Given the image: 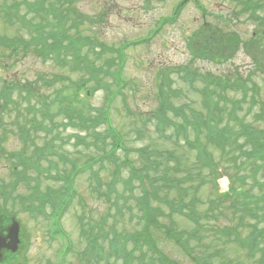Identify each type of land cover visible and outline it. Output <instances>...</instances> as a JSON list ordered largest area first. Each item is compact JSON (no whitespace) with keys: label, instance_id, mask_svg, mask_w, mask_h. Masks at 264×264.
I'll use <instances>...</instances> for the list:
<instances>
[{"label":"rangeland","instance_id":"obj_1","mask_svg":"<svg viewBox=\"0 0 264 264\" xmlns=\"http://www.w3.org/2000/svg\"><path fill=\"white\" fill-rule=\"evenodd\" d=\"M243 1L72 0L69 4L64 0H49L46 3L47 9L42 11L44 16L42 17L33 14L39 10L40 5L42 8V0H0V91L3 90L4 83H8L11 89L9 103H12L9 109L0 110V188L4 187L11 197V202H5L3 191L0 189V209L6 206L12 211L16 216L15 219L21 224L24 238L15 254L14 264H121V258H115L109 253L113 232L127 236L129 233V235L135 234L142 228L139 221L131 217L133 212L138 211L136 208L130 209L134 198L129 197V205L126 206L121 205L120 201L118 206L124 207V214L116 216L115 207L92 192L93 188L89 185V173L76 177L75 184L78 192L62 215L50 218L49 215L56 209L49 205L47 215L40 213L41 211H28L27 201L30 200V193L34 189L32 187L36 184L37 177H40L41 191H47L48 187L55 192L63 191V183L55 178V173L61 164L56 165L55 162L52 165L47 164L54 175L53 178H46L42 184V165L36 170L25 163L18 162L20 156L33 155L35 146L42 147L43 139L46 137L42 134V114L40 112L36 114V120L39 122L36 125L28 126L25 122L32 116L24 115L20 120L17 118L18 107L20 109L28 107V104L22 100L18 101L17 103L21 102V104L16 106L18 89L25 82L31 83L42 96V90L46 89L42 88V74L51 73L60 76L56 87L73 88L74 83L88 82V87L94 91L92 95L88 92L86 95L83 91L81 97L87 104L93 106L96 114L105 108L108 109L112 124L125 136V141L130 144L129 146L149 145L160 150L162 148L163 151L173 149L175 160L180 162L179 174H189L194 186L198 188L197 195L201 203L197 206L198 210L203 213L213 204L210 210L214 212V216L207 220L202 219V222L209 227L207 235L214 232V226H218L219 229L235 227L238 235L250 236L253 232L255 238L259 237L264 240L263 216L260 221L255 220L253 226L246 223L250 220L248 217H245L242 223L236 208L231 209V200L219 196L221 189L218 179L216 181L215 172L223 170L225 165L229 164L230 159L228 161L223 149L215 145L213 141L216 139L208 133L199 137L201 148L212 160L213 164L210 165L197 159L196 150L192 149L187 144L188 142L183 141V138H177L173 127L168 130L173 134L172 139L169 140L166 135H161L157 131L156 125L152 124L153 120L148 121L150 114L160 107L161 84L171 91L170 103L168 102L170 105L183 108L187 112H189V106L206 110L203 104L204 91L201 90L204 82L198 78L210 73L236 79L235 81H239L238 88L241 89L242 81L251 80L252 88L246 102L238 108V113L241 116H247V120L254 121L255 115L260 111L263 112L262 121L258 120L256 125L264 137V8H256L257 11L252 15L249 12L240 11L243 8ZM67 4L72 7V13L65 21L66 28L72 30L70 33L82 30L81 32L92 36L93 43L86 46L97 48L104 46L106 48L105 60H110L111 63L106 66V69L111 71L112 75L119 72L125 80L126 87L123 88V93L117 94L113 100L107 97L108 92L104 89L98 90L97 87L100 85L97 81L91 80L88 69L80 72V67H75L77 71H72L74 68L69 67L72 62L71 51L68 53L65 64L63 59L53 55H46L42 58L38 54L26 53L24 50L25 46H29V40L38 34L36 25H46L45 32L51 30L47 24L54 20V17L47 16L48 9L58 6L60 7L57 9L58 14L63 16L66 15L64 6ZM73 13L76 15L74 16ZM206 21L213 28L220 29L223 35L219 34V36L225 37L233 34L242 40L238 44L236 53L223 63H213L202 59L191 62L189 38L195 31L203 28ZM73 22H78V26L72 27ZM16 46L20 52L13 54L12 48ZM252 51L258 54L257 59ZM227 52L229 49L224 51V53ZM89 60L95 61L96 66L105 63L95 55ZM189 66L192 68L190 71H193L197 77L194 86L183 79L181 70L182 68L189 69ZM112 75L109 77L110 81H113ZM99 81H101L100 78ZM116 87L117 84L114 81L111 91H115ZM70 91L71 89L68 90ZM240 97H242V92H233L230 99L237 101ZM251 102L255 104L253 108H249ZM168 114L175 119L178 116L172 111ZM230 126L231 129L227 131L226 137L230 140L225 143L232 144L231 150L236 152L240 149H248L249 145L243 144V141L236 137L238 132H233L239 125L230 123ZM22 128H25L23 136H27L26 141L22 140L20 134ZM60 130L64 135L69 134V131L74 132L71 129ZM189 135L191 139L198 137L193 131ZM223 142L218 141L220 144ZM66 148L65 152L75 156L76 148L71 143ZM82 151L85 154L96 155L98 153L92 149L82 148ZM120 158H124V153L120 154ZM214 158L218 164L213 160ZM85 160L86 156L82 161ZM171 162L174 163V161ZM240 163V158H237L233 167H239ZM16 165L18 169L14 168ZM98 166L94 165L96 169L99 168ZM23 169H25V179L22 177L14 189L11 188L9 183H14L16 177L19 178L18 172H22ZM12 172L15 175L11 174ZM238 174L249 176L243 172ZM261 178V174L258 179L249 177L245 184H241L240 179L236 186H243L247 194L260 195L264 193V189L257 185ZM119 189L123 190L124 187L119 186ZM140 192L141 190L136 188L135 194L140 195ZM192 193L194 189L189 188V194L192 195ZM212 200H214L213 203ZM164 209L166 212L169 211L168 208L164 207ZM5 213L0 212V214ZM56 214H58L57 211ZM173 219L180 229L186 228L191 231L200 227L182 215L175 214ZM163 221L166 223V220ZM99 222H104V230L98 238L97 251L99 249L100 252L98 251L99 254H97L95 248L87 249L86 239L94 236L91 231L94 230V224ZM201 229L199 236L202 234ZM218 235L221 239L216 244L213 245V241L204 236V244L199 243L198 249H195L197 256L204 258L205 264H264L261 254L247 246L248 242L243 245L238 241H229L228 236ZM155 240L156 248L161 250H156L155 255L162 254L170 259L168 264H176V262L177 264H195L181 248L172 241H167L163 232L161 235H155ZM131 247H134V243L130 239L127 248ZM218 249L220 252L215 251ZM212 254L214 257H210ZM135 262L136 258L131 264ZM138 262H140V255H138ZM146 262L151 264L149 260Z\"/></svg>","mask_w":264,"mask_h":264},{"label":"trees","instance_id":"obj_2","mask_svg":"<svg viewBox=\"0 0 264 264\" xmlns=\"http://www.w3.org/2000/svg\"><path fill=\"white\" fill-rule=\"evenodd\" d=\"M47 1L49 0H42V8H40V5L39 10L36 11L37 13L33 14L44 17L42 11L47 9ZM64 1H68L69 4L72 2V0ZM69 4L64 6L66 15L63 16L58 14L57 9H60L58 6H56L57 8L52 6L48 9L47 16L54 17V20L47 24L51 30L45 32L44 28L46 25H36L35 28L38 34L29 40V46H25L24 50L26 53L38 54L42 58L46 55H53L56 58L63 59L65 64L67 63L68 53L71 51L72 62L69 67L74 68L72 71H77L75 67H80V72L88 69L91 80L97 81L100 85L99 87L105 88L106 92H108L107 97L113 100L117 94L123 93V88L126 87L124 84L125 80L119 72L112 75L111 71L106 69V66L111 63L110 60H105L106 55L104 51L106 48L104 46L98 48L86 46L89 43H93L91 40L92 36L81 32L82 30L78 32L73 30L74 32L70 33L72 30L66 28L65 21L72 13V7ZM256 8H264V0L256 2L244 0L243 8L240 11L249 12L253 15L257 11ZM61 10L64 13L63 8ZM59 12L61 11L59 10ZM73 15L75 16L76 14L73 13ZM207 23L206 21L203 28L195 31L189 38L188 46L192 56L191 62L202 59L213 63H223L236 53L241 40L233 36V34L222 37L223 34L218 27H216L217 29L213 28L211 24ZM71 26H78V22H73ZM219 34L222 35L219 36ZM47 40H51L52 42L48 43ZM92 47L96 49L92 50ZM228 49L229 52L224 53ZM12 52L13 54H18L20 50L16 46L12 48ZM252 52L257 57L258 54L255 51ZM93 55L97 56L101 62L102 60L103 62L105 61V63L96 66L95 61L89 60ZM190 70L192 68L189 66V69L182 68L181 71H183V79L194 86L197 77ZM196 73L199 74L198 71ZM51 74H42V88H46L42 90V96L39 95V91L37 93V90L31 83L25 82L19 87L18 97L15 100L17 107L21 104V102L17 103L21 99H24L22 101L28 104L27 108L20 109L18 107L19 110L17 112L19 120L24 115L32 116L25 121L28 126L39 124L36 120V114L39 112L42 114V134H45L46 137L42 148L35 150L33 154L39 156L37 161L42 159V179L44 176L52 177L50 168L46 164H52L55 157L58 156L62 160L68 159L61 149H65L63 145H67L72 140L74 145L85 146L94 150L97 149L101 154L99 156H90L83 166H80L76 160L72 161L70 176H64L58 169L57 173L65 181L63 186L65 190L59 192L52 190L42 194V206L45 205L44 200L46 199L47 202L54 201L58 210L66 208L74 192L72 186L73 178L78 173L89 169V179L92 186L96 189L99 188L100 193H102L104 188L106 189L103 195L116 205L117 212L120 214L116 216H121V213H123L121 207L118 206L120 201L121 205H129L128 199L130 195L135 194L134 189L139 188L142 191L135 201V208L139 209L138 214L143 221L142 228L135 234H127V236H121V234L113 232L111 238L109 253L114 255L115 258H121V264H131L135 258V264H146L147 260L151 264H168L170 259L162 254H159V256L155 255L156 249L161 251L156 248L155 235H161V232H163L167 241H172L175 245L182 248L183 252L189 258H192L196 264H205L204 258L197 256L195 251V249H198L197 245L202 242L204 244V236L211 239L213 245L216 244L221 239L218 233L224 236L228 235L227 239L229 241H238L242 244L248 242L247 246L252 247L254 252L260 253L261 259L264 261V240L259 237L255 238L253 232L250 236L238 235L234 227V231L232 230L226 234L220 233V229H215L214 226V232L207 235L209 227L202 222V219L207 220L214 216L213 211L210 210L213 208V204L208 210L203 211V213L198 210L197 206L201 204L197 195L198 188L196 185L194 186V183L191 181L192 177L189 174H179L180 162L175 160L173 149L163 151L162 148L160 150L149 145L140 147L129 146L130 144L125 141V136L112 124L108 109L105 108L96 114L93 106L87 104L81 98V92H87L90 89L87 87L88 82L74 83L73 88L68 86H64L63 88L56 87V82L60 79V76L56 73ZM111 75L113 76V81L109 80ZM99 78L101 81H99ZM198 79L204 82L201 90L204 91L203 104L206 110L194 109L189 106V112H187L183 108L170 105L169 95L171 91L161 84L159 95L160 107L150 114L148 121L153 120L152 124L156 125L157 131L161 135H166L169 140L173 136L167 132V129L172 128L173 125L176 126L175 135L180 138L183 137V141L187 140L188 143L185 142L197 151V159L199 161L203 160L207 164H211L212 160L204 149L201 148L198 138L192 141L189 140L190 129L197 133L200 138L202 134L208 133L212 138L216 139L213 141L215 145L223 149V153L227 155L228 161L230 159L229 164L225 163L224 172L228 173L231 178V191L226 194H219V196L231 200V209L236 208V211L240 215V222L243 223L244 218L248 217L250 220L246 221V223L253 226L255 220L260 221L262 216L264 218V193L260 195L254 193L247 194L243 186H236V184L240 179L241 184H245V181L249 177H256L258 179L259 174H261L262 178L258 180L257 185L264 189V141L262 140L264 137L258 131L256 125L258 120L262 121L263 112L257 113L254 121H251V119L247 120V116H241L238 113V108L243 102H246L249 91L252 88L250 85L251 80L247 79L248 83L242 81L241 89L237 85L239 81H235L236 79H232L229 76L208 73V75L201 76ZM114 81L117 87L115 91H111ZM167 86L170 88V84ZM69 89H71L70 92H68ZM10 91L9 84L4 83L3 90L0 92V110H7L12 107L10 106L12 103H9L11 97ZM90 91L92 95L93 90ZM232 91L242 92V97L238 98L237 101H232L230 99ZM24 93H26V96L22 95ZM253 106L255 104L251 102L249 108H253ZM169 111L180 116L179 122L168 114ZM230 123L239 125L236 131L234 130L233 132H238L236 137L243 141V144L249 145L248 149H240L236 152L231 150L232 144L225 143L227 140H230L226 138L227 131L231 129ZM28 126L26 127L27 130L29 129ZM218 127L222 129L220 130ZM24 129H20V134L22 140L26 141L27 136H23L25 134L23 132ZM60 129L65 131L71 129L74 132L64 135ZM218 141L224 142L220 144ZM58 142L64 144L58 145ZM121 153H124L123 159H120ZM237 158H240L241 163L239 167L234 168L233 163ZM26 159L31 160V158ZM97 160L102 163V167L105 161H108L104 178L99 174L98 170L93 168V163ZM213 160L218 164L215 158ZM171 161H174V163ZM215 170H217L216 166ZM240 172L249 176H241L238 174ZM123 173H127V176H123ZM219 176L220 174L215 172V178ZM188 181H190L189 184H187ZM119 186H123L124 189L120 190ZM189 188L194 189L192 195L189 194ZM52 194L53 197L49 199L48 197ZM113 197L115 200H113ZM164 207L168 208L169 211L166 212ZM130 209L134 210L132 205H130ZM61 213L59 212V214ZM175 214L186 217L200 227L191 231L186 228H178L173 219ZM163 219L166 220V223ZM93 227L94 230L91 232L94 233V236L90 237L93 238L89 240L90 244H92V241L93 243L98 242V238L104 230V222L96 223ZM200 229L202 230V234L199 236ZM224 231H229V229L225 228ZM130 239L133 241L134 247L129 249L127 247ZM216 251L220 252L219 249ZM135 252H138V254H135ZM138 255L141 256V263L138 262ZM212 256L214 257L213 254L210 255V257Z\"/></svg>","mask_w":264,"mask_h":264},{"label":"flooded vegetation","instance_id":"obj_3","mask_svg":"<svg viewBox=\"0 0 264 264\" xmlns=\"http://www.w3.org/2000/svg\"><path fill=\"white\" fill-rule=\"evenodd\" d=\"M9 220L10 219L0 220V235L5 238V240L2 242L3 257L0 258V264H14L15 252L13 251V248L15 245L8 237V232L11 228L9 225ZM2 222L4 224H2Z\"/></svg>","mask_w":264,"mask_h":264}]
</instances>
